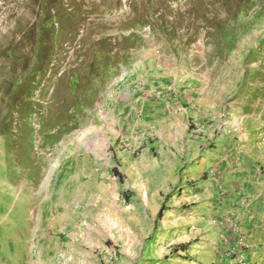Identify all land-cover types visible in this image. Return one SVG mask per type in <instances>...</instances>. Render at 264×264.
Instances as JSON below:
<instances>
[{"label": "rangeland", "instance_id": "rangeland-1", "mask_svg": "<svg viewBox=\"0 0 264 264\" xmlns=\"http://www.w3.org/2000/svg\"><path fill=\"white\" fill-rule=\"evenodd\" d=\"M220 133L221 158L263 177L264 0H0V205L40 253L10 264L173 256L149 202L178 153ZM250 187L233 205L259 192L244 236L264 264Z\"/></svg>", "mask_w": 264, "mask_h": 264}, {"label": "crops", "instance_id": "crops-1", "mask_svg": "<svg viewBox=\"0 0 264 264\" xmlns=\"http://www.w3.org/2000/svg\"><path fill=\"white\" fill-rule=\"evenodd\" d=\"M198 135L199 140L189 143L170 163L172 176L167 189L158 191L149 202L152 217L157 218L163 208L161 217L157 219L153 242L162 249L159 254H165L166 249H171L173 254L157 259L158 264H233L229 257L237 237L231 220L233 213L237 212L233 202L237 203L241 195L239 188H251V185L258 191L264 189V176L245 169L243 161L233 163L221 158V148L226 151L232 145L228 143L229 147L225 148L228 141L224 134L207 135L205 138ZM204 139L208 142L205 143ZM209 141L218 146L219 149H214L217 154H211L212 148L206 147ZM211 167L216 171L213 176L209 172ZM259 195V192L251 191L246 209L239 208L246 238L252 236L251 231L259 229V224H256L261 211L259 201L262 198ZM29 233L25 212L11 207L8 200L2 202L0 264L14 262L17 254L26 261L28 258L30 263L35 256L40 257L38 244L31 242ZM257 253L259 247L255 246L250 252L252 264L262 260Z\"/></svg>", "mask_w": 264, "mask_h": 264}, {"label": "built area", "instance_id": "built-area-1", "mask_svg": "<svg viewBox=\"0 0 264 264\" xmlns=\"http://www.w3.org/2000/svg\"><path fill=\"white\" fill-rule=\"evenodd\" d=\"M231 220L233 222V228L236 232V242L235 245L229 251V257L232 258L233 264H247V253L250 248V245L245 239L244 229L242 225L241 211L237 208Z\"/></svg>", "mask_w": 264, "mask_h": 264}, {"label": "trees", "instance_id": "trees-1", "mask_svg": "<svg viewBox=\"0 0 264 264\" xmlns=\"http://www.w3.org/2000/svg\"><path fill=\"white\" fill-rule=\"evenodd\" d=\"M120 178V177H119ZM163 208H161L162 211ZM161 211L157 214V219H159L161 217Z\"/></svg>", "mask_w": 264, "mask_h": 264}]
</instances>
